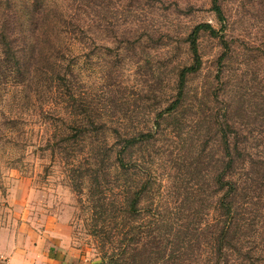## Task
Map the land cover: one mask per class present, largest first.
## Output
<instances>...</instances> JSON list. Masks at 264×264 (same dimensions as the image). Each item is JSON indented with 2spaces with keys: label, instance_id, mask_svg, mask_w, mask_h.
<instances>
[{
  "label": "rangeland",
  "instance_id": "374dc122",
  "mask_svg": "<svg viewBox=\"0 0 264 264\" xmlns=\"http://www.w3.org/2000/svg\"><path fill=\"white\" fill-rule=\"evenodd\" d=\"M45 1L49 6L61 2ZM109 1L102 14L104 29L91 28L90 39L84 43L63 44L77 104H89L81 111L70 109L56 94L50 102L27 99L23 88L8 83L5 54L0 58H4L0 65V81L4 79L0 83V227L59 235L66 264L102 262L99 244L88 227L87 187L83 184L76 190L71 186L66 163L43 147L57 131L53 116L72 123L78 111L88 110L92 118L110 126H128V133L148 129L156 112L175 98L174 72L189 64L183 43L191 29L199 23H209L216 30L221 26L210 10L211 0ZM220 3L226 17L220 35L231 52L218 64L224 52L219 38L201 34L202 67L188 79L185 101L172 118L160 122L155 141L134 154L144 163L142 175L152 177L154 203L162 214L175 218L196 215L203 210L201 204H208L213 214L212 179L220 158L214 119L235 121L236 129L245 135L264 120V0ZM115 20L118 26L110 27ZM1 21L0 49L7 47L3 38L8 29ZM42 107L44 113H53L42 115ZM70 131L72 137L76 135ZM97 138L114 143L109 131ZM97 143L89 137L81 144L82 150L73 149V156L88 157L86 153Z\"/></svg>",
  "mask_w": 264,
  "mask_h": 264
},
{
  "label": "trees",
  "instance_id": "16d2710c",
  "mask_svg": "<svg viewBox=\"0 0 264 264\" xmlns=\"http://www.w3.org/2000/svg\"><path fill=\"white\" fill-rule=\"evenodd\" d=\"M109 5V0H61L51 6L45 0H0V20L8 26L3 38L7 47L0 49V58L5 54L10 86L23 88L31 101L50 102L56 94L70 109L88 107L77 104L71 66L64 64L63 44L84 43L90 39L87 32L91 28L104 29L102 14ZM210 5L220 29L209 23L191 29L183 43L189 64L175 68V98L156 112L151 127L128 133V126H110L92 118L88 110L78 111L72 123L53 116L57 131L43 147L66 163L71 186L76 190L83 184L87 187L91 209L88 227L99 244L102 264H264V120L256 125L258 129H249L245 135L236 129L235 121L214 119L220 149L212 179L214 215L208 204H201L202 211L185 218L162 214L151 198L155 194L152 177L142 175L144 163L134 158L136 149L155 141L160 122L172 118L185 101L188 79L202 67L198 44L201 34L219 38L224 52L218 64L231 52L220 35L226 28L220 0H211ZM109 26L117 27V20ZM49 113L53 112L44 113L42 107V115ZM70 130L76 135L72 137ZM106 131L114 138L111 145L97 138ZM89 137L98 141L93 151L82 160L75 159L73 149L82 150L81 144Z\"/></svg>",
  "mask_w": 264,
  "mask_h": 264
},
{
  "label": "crops",
  "instance_id": "0c3cea01",
  "mask_svg": "<svg viewBox=\"0 0 264 264\" xmlns=\"http://www.w3.org/2000/svg\"><path fill=\"white\" fill-rule=\"evenodd\" d=\"M60 245L59 235L47 230L12 231L0 227V264H66Z\"/></svg>",
  "mask_w": 264,
  "mask_h": 264
}]
</instances>
